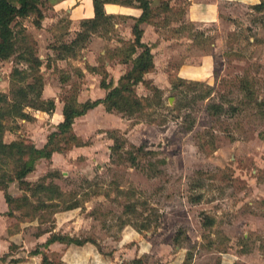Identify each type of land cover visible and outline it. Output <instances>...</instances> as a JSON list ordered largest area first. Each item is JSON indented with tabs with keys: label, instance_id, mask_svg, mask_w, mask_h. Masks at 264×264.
Listing matches in <instances>:
<instances>
[{
	"label": "rangeland",
	"instance_id": "1",
	"mask_svg": "<svg viewBox=\"0 0 264 264\" xmlns=\"http://www.w3.org/2000/svg\"><path fill=\"white\" fill-rule=\"evenodd\" d=\"M48 1L42 30L34 15L15 25L16 52L0 60V94L13 97L17 69L25 70L26 82L39 76L59 106L103 96L98 82L116 84L131 67L129 26L113 18L82 46L63 50L80 26L64 11H50ZM162 15L151 46L156 69L134 86L141 111L128 117L101 108L77 117L72 133L81 145L62 141L63 151L35 163L29 186L10 182L8 192L19 199L10 209L0 190V226H8L9 242L0 264H78V245L90 247L80 264H264V13L250 11L217 33L185 23L174 40L164 27L177 18ZM26 46L42 61L35 72L20 57ZM181 63L206 76L178 77ZM39 111L5 119L3 141L41 148L52 128L50 112ZM115 144L119 149L111 150ZM14 168L8 162L2 170L13 175ZM40 181L64 192L56 206L40 203ZM52 231L82 243L49 244Z\"/></svg>",
	"mask_w": 264,
	"mask_h": 264
},
{
	"label": "trees",
	"instance_id": "2",
	"mask_svg": "<svg viewBox=\"0 0 264 264\" xmlns=\"http://www.w3.org/2000/svg\"><path fill=\"white\" fill-rule=\"evenodd\" d=\"M102 1L103 3H117L141 9L140 17L135 20L131 28L133 39L128 49L130 55L135 54L131 59V67L118 78L116 84L112 83L113 80L106 81L104 78L100 80V87L106 90L103 98L87 99L81 102L73 97L68 102L63 100V120L48 134L46 143L41 148H37L33 143H26L23 140L3 141L5 130L3 121L7 118L27 119L30 116L25 110L26 107L46 112H51L54 109L53 100H43L41 98L43 87L41 78L33 75L32 81L26 82L25 70L14 69L12 76L16 78L14 79L16 85L12 93L13 97L8 100L5 94H0V190L9 209L12 202L19 200L8 192L10 182L15 180L18 185L29 186L30 182L26 179V176L39 159H49L53 152L63 151L60 144L62 141H65L66 144L71 142L76 145L82 144L72 133V125L77 117L86 114L99 104H102L107 112H117L128 117L138 113L143 108L141 98L135 93L134 86L138 83H144V76L153 71L155 65L151 47L141 41L143 30L139 25L151 21L154 18L155 10L150 7V0ZM46 4V0H0V60H6L16 52L17 32L14 30L15 25L20 24V27H22L19 21L34 15V25L40 27L44 16L42 8ZM259 7L260 9L263 8V4L260 3L255 6V8ZM161 8H167V6ZM93 11V17L81 21L80 30L76 33V36L69 44H62L60 49L70 50L74 46H82L91 34H97L99 29L111 23L113 16L105 12L103 4H95ZM20 57L28 64L29 70L33 72L42 64L41 59L34 56L27 46L20 53ZM181 82L182 80L179 79L174 83L173 89H177ZM209 95L210 92H207L201 95V98H207ZM214 107L220 108V106ZM114 142L116 143L117 140L115 139ZM119 147L120 144H115L111 147V150H118ZM143 149V145L135 147L138 152H142ZM135 159V156H130L129 161L132 166L137 168ZM8 162L13 163L15 166L13 175H7L2 170V167ZM36 187L37 192L45 193L39 200L42 206L45 207H51L47 202L55 203L56 206L59 199L64 196V192L51 183L46 184L40 181ZM200 199L201 195L196 196L194 202H199ZM74 205H68L66 209L74 207ZM8 215L13 216L10 212H8ZM56 240H68L67 242L75 244L82 243L81 240L75 238L66 239L59 236H50L48 242Z\"/></svg>",
	"mask_w": 264,
	"mask_h": 264
},
{
	"label": "crops",
	"instance_id": "3",
	"mask_svg": "<svg viewBox=\"0 0 264 264\" xmlns=\"http://www.w3.org/2000/svg\"><path fill=\"white\" fill-rule=\"evenodd\" d=\"M48 2L50 6V11H52L53 13H56L58 11H64L67 15L68 20L71 22V24L73 25L75 24V26L76 24L80 26L81 21L90 19L93 17L94 15L93 9H94L95 4H103L104 10L108 15H112L114 19L119 18L120 20V18H122L125 21L123 25L129 26L128 33L131 37H132V33H131L132 25L134 24L135 20L139 18L141 15V9L136 8L134 6L121 5L117 3H103L102 0H49ZM178 3L182 4V2H180L179 0H150L149 5L152 9L155 10V12H154V18H152L151 21L143 22L139 25V27L143 30L142 38H141V41L143 43H146L151 47L152 43L156 41L158 32L156 31V27H155L156 21H157L155 18H157V16L159 17L162 14H163L162 18L164 19L167 18V15L169 14L177 18V19H173L168 25L164 27L165 29H171L170 37L171 39L173 37V40H174V36L176 38L177 37L181 38V35L184 34L185 31H184L183 24L185 23H191L197 26L199 29H204V30L214 29L215 32L216 31L221 32L223 28L230 29V27L235 24L236 19L244 18V16H246V13L250 11H254V13L259 14V15L260 13H264V0H184L185 6L183 8V12L180 17L179 13L181 11L180 9L181 6H179ZM260 3L263 4V8L261 9L260 7L255 8V6L259 5ZM163 6L164 7L167 6V8H161ZM43 13L45 17V12L43 11ZM112 24L114 28H117V29L119 28L118 30H120L121 32L120 22H114ZM42 25L43 24L41 21V26L39 27L40 30L43 29L41 28ZM76 30L79 31L80 29L77 28ZM97 39H101V36L100 37L98 36ZM151 52L154 55V50L152 47H151ZM202 60L203 59L200 60L201 63H202ZM203 61L205 62V59ZM154 65H155V62H154ZM198 65H201V64H198ZM179 68H180V72L178 71L176 75H180L178 77H181V78H190L195 75H198V76L200 75V77L206 76V72L200 69H197V67L194 65L181 63V66ZM154 69H156V66H154ZM98 83H99L97 85L98 90L100 91L104 90L103 88L100 87V81ZM104 91L106 92V90ZM104 95L105 93L103 94V96L99 95L95 99L103 98ZM54 96H55V93L46 94L45 88L42 89L41 98L43 100L50 99L54 101ZM95 99H91V100H95ZM101 108H104V106L102 104H99L93 109L89 110L88 112L97 110V109L102 110ZM62 110H63V104L59 106L57 102H54V109L49 113L47 117L48 120L50 121V126H51L50 128L54 129L55 126L63 120ZM37 111L39 110L32 109V111L30 112L26 110V112L29 115H31V117H34L35 112ZM41 112L43 114L46 111L41 110ZM104 113L111 114L110 112H104ZM73 125H72V128H73ZM1 199H2V204H3L2 206L4 209H6V207H8L6 202L4 201L3 197ZM76 208L74 207L73 209H76ZM7 228L8 226H5V227L4 225L0 226V254H1L0 256L6 253L5 251L6 249H8L9 242H8V238H6ZM52 233L53 231L49 233L48 239L50 238V235ZM77 237L80 238L79 236H76V238ZM47 240L44 242H47ZM87 241L93 242L94 240H85L84 244L90 243ZM56 242L57 241H53V242H50L49 244H54ZM76 248L78 249L77 252L79 253V256H76V259H77L76 263L80 264V262L81 263L88 262L87 255L89 253L90 247L87 245H78L76 246ZM67 254L68 252L64 250L62 254V259H64L65 256H67Z\"/></svg>",
	"mask_w": 264,
	"mask_h": 264
}]
</instances>
